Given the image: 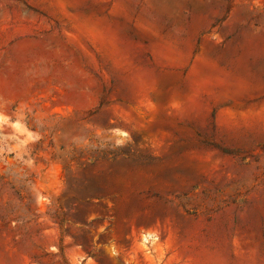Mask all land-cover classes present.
Here are the masks:
<instances>
[{
	"label": "rangeland",
	"instance_id": "1",
	"mask_svg": "<svg viewBox=\"0 0 264 264\" xmlns=\"http://www.w3.org/2000/svg\"><path fill=\"white\" fill-rule=\"evenodd\" d=\"M0 264H264V0H0Z\"/></svg>",
	"mask_w": 264,
	"mask_h": 264
},
{
	"label": "trees",
	"instance_id": "2",
	"mask_svg": "<svg viewBox=\"0 0 264 264\" xmlns=\"http://www.w3.org/2000/svg\"><path fill=\"white\" fill-rule=\"evenodd\" d=\"M206 145H207V144H206ZM220 151L225 152V150H220Z\"/></svg>",
	"mask_w": 264,
	"mask_h": 264
}]
</instances>
